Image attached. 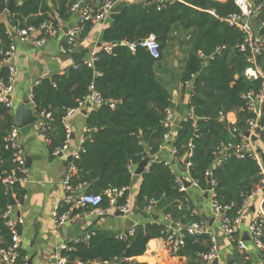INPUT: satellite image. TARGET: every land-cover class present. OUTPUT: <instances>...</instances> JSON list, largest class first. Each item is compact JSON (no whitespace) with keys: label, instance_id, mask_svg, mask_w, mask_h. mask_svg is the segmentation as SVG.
Listing matches in <instances>:
<instances>
[{"label":"trees","instance_id":"16d2710c","mask_svg":"<svg viewBox=\"0 0 264 264\" xmlns=\"http://www.w3.org/2000/svg\"><path fill=\"white\" fill-rule=\"evenodd\" d=\"M13 1L15 6L8 12L9 0H0V14L6 16L0 21V84H6L9 75L3 54L14 42L5 22L19 29L39 27L48 20L59 28L60 22L71 18L70 7L77 0ZM47 1L51 3V8ZM106 1L86 0L89 4L100 5ZM252 1L260 3L264 0ZM238 12L233 0L224 3L192 0L189 5L169 3L160 10L152 2H132L103 30L101 40L111 47L110 53L100 49L91 67L79 64L63 75L38 82L32 89V102L36 116L40 117L41 113L51 115V120L41 118L45 127L42 135L47 140L50 157L66 141L62 120L67 112L77 108L91 91L104 101L86 117L82 151L73 162L76 169L70 180L73 188L84 185L88 194H103L107 189H126L118 199V205H123L128 198L134 167L148 156L154 160L166 143L176 149L174 158L181 162L191 143L189 178L199 189L206 191L210 176L215 183L212 199L222 207H231L226 213L236 217L237 211L261 179L259 166L252 158L239 160L229 155L220 166L213 167L215 153L221 144H238L247 130L246 121L252 116L242 96L249 91L257 93L261 88L260 80H248L244 76L247 67L245 57L236 50L242 41V34L220 21ZM257 19L264 24V6ZM91 30L92 24H86L80 37L86 38ZM179 32H191L185 60L177 75L183 90L187 83L190 84L188 108L191 116L182 120L175 127L170 141L165 142L166 129L160 121L165 110L171 106L172 94L158 79L155 66L163 59L165 50ZM150 36L159 43L158 60L153 59L144 48L136 46L131 51L127 45ZM223 46L225 49L216 54V48ZM199 54L207 59L204 61ZM257 62L264 69V53L257 57ZM232 112L236 115L233 125L218 120L219 113ZM14 127L11 107L0 103V249L3 250L12 246V234L3 214L20 205L25 195L20 184L6 186L1 181L13 171L20 176L14 162V150L6 148V137ZM257 143L263 150V132ZM9 195L15 202L14 206L9 203ZM135 201L137 209L145 215L151 209L152 213L168 216L174 223H191L201 219L193 213L190 196L180 190L170 163L164 160L152 162L141 174ZM101 206H108L106 197H103ZM262 207L264 209V202ZM69 209L70 205L63 202L58 213ZM81 210L73 209V216ZM20 227H17L18 233ZM163 230L162 223L147 221L137 225L134 234L124 240L108 232H98L88 240L82 238L76 244L70 243L72 249L62 252L60 257L63 264L65 260V264H147L135 259L145 255L151 241L165 242ZM210 247L206 235L198 238L187 236L177 253L173 254L168 247V256L171 261L178 260V264H201L200 255L207 253ZM244 257L242 254L241 258ZM24 258V251L18 249L14 264H26ZM183 260L186 262L182 263Z\"/></svg>","mask_w":264,"mask_h":264},{"label":"crops","instance_id":"0c3cea01","mask_svg":"<svg viewBox=\"0 0 264 264\" xmlns=\"http://www.w3.org/2000/svg\"><path fill=\"white\" fill-rule=\"evenodd\" d=\"M79 1L77 0L76 2ZM127 1L129 3L151 2L150 0ZM216 1L224 3L227 0ZM47 2L51 8V3L49 1ZM76 2L70 7V12L73 11V6ZM76 12H71L72 16L68 21L60 22L59 26L61 31L58 32L56 37L46 38L41 44L34 43L30 40L27 42L18 41L16 38L13 40L15 51L10 63L16 69V78L9 98L18 135L17 141L24 152L25 158L29 161L27 176L21 185L25 191V195L22 203L13 210V216L21 222V249L25 253L24 259L26 264H57L54 258V252L61 243L80 240L98 232H108L118 237L125 234L131 228H135L137 225H142L147 221H153L150 215H160V213H152L153 210L148 209L147 217L134 214L132 211L126 215H115L118 211H113L111 214L96 216L89 209L82 208L80 213L73 216L66 224V238H63L53 228V212L64 201L65 193L62 183L71 163L67 162V158L80 151L82 146L81 141L84 139V133L86 131V117L99 105L94 104L90 100H86L80 110L73 112L69 116L70 137L67 144V154L61 157H50L47 140L40 132L41 121L35 114L31 93L32 89L42 79L51 78L54 75H63L75 67L70 55L66 56L60 53L59 46L67 33H64L63 28L70 29L76 23ZM5 17V15L0 14V21L5 20ZM254 19L257 25L256 29L259 31L262 28L261 23L257 17ZM111 21L109 16L101 23L92 24V30L86 38L79 37L78 46L74 52L86 51L80 64L88 63L92 55L96 56V53L100 49L107 50L110 47L104 44L101 38L103 30L109 26ZM172 66V69L169 70L170 72L176 70L177 62L175 60L172 61ZM161 75H165L164 71L161 72ZM169 86H171L170 91L172 94L170 109L173 111V121L178 117L181 122L190 114V109L188 108L190 89L186 85L185 90H183L182 85L177 80L176 82H170ZM26 97L29 99V107L36 117V122L19 129L15 120L16 111ZM84 110H86V115L82 113ZM228 119L232 122L236 121L235 113H229ZM257 142L254 143L256 148L258 146ZM170 147L169 143L162 145L155 159L160 158V160L170 163L176 178L179 181L183 179L190 183V187L185 191L190 196L194 205L193 213L197 214L201 218L200 220L205 222L210 231L218 239V264H264V257L260 256L249 239L244 238L249 247V251L244 258H241L242 254L227 242L221 232L218 218H215L212 213V195L209 193L207 198L203 197L205 191L199 189L189 178L188 168L184 170L183 161L180 162L171 156ZM149 158L151 159V157ZM134 169L135 167L133 168V172ZM140 183L141 175L133 174L132 183L128 188V201L131 206L135 201ZM263 202L264 194L256 195L250 201L248 208L242 213L241 222L238 226V236L241 239H243L244 235L248 237L247 226L253 219L259 216V210ZM161 221V217L159 216L157 222ZM135 260L147 264H178V260L175 262L170 260L167 244L156 241H151L148 244L145 255ZM184 262L186 260L182 261V263ZM2 263L0 258V264ZM65 263L66 260L64 261Z\"/></svg>","mask_w":264,"mask_h":264},{"label":"built area","instance_id":"2783aa9c","mask_svg":"<svg viewBox=\"0 0 264 264\" xmlns=\"http://www.w3.org/2000/svg\"><path fill=\"white\" fill-rule=\"evenodd\" d=\"M123 0H107L101 5L98 3L89 4L86 0H80L76 2L73 6V11H77L78 14L77 21L74 26H72L68 32L65 34L64 39L61 41L59 46V51L63 55H70L74 51H76L78 46V40L84 31V27L86 24H96L105 21L110 16L111 10L113 7ZM152 3L157 5V9L160 10L162 7L169 3H180L189 5L192 0H150ZM235 6L239 10L238 13H234L229 15L227 18L220 19L228 24L231 28L238 30L242 34V41L236 47V50L243 54L245 57V62L247 67L244 70V76L248 80H260L261 88L255 93L253 91H249L245 93L242 98L246 102V109L251 114L252 117L248 118L246 121L247 130L245 133H248V136L245 134L241 135V141L236 144H221V146L217 149L215 153V162L213 167L220 166L225 159L232 155L236 159L243 160L245 158H252L257 162V165L260 169V182L257 187L252 191L250 195L247 196L246 200L243 202L241 208L237 211L236 217H230L227 215V211L231 208L229 206L222 207L216 201H214L211 197V209L215 218H218L221 232L227 242L233 245L237 251L241 254L246 255L249 251V247L246 244L244 239H241L238 236V226L241 222L242 213L248 208L250 201L259 194L263 193L264 190V162L262 161L260 155L256 152V146L251 141L250 136H256L258 139L260 138V134L263 132V129L260 126V118L264 117V69L257 62V57L264 53V41L262 36L259 35V31L253 30L250 26L249 19L253 17H257V15L262 11L264 6V1L260 3H256L252 0H233ZM73 11H71L73 13ZM261 27L264 28V24L261 23ZM14 29V28H13ZM17 36L16 39L21 42L32 41L37 44H41L45 41L46 38H54L58 35V32L61 31L60 26L55 27L51 21L45 20L39 27L26 26L19 29H14ZM131 51H134L136 46L144 48L149 55L158 60L160 58V47L159 43L156 41L155 37L150 36L146 39L139 41L136 44H127ZM225 47L216 48V54H219ZM15 51L14 42L10 45L9 49L5 51L4 55V63L8 66L9 75L8 81L6 84H0V103L6 104L8 107H11V101L9 100V96L13 90V85L16 78V69L10 63L12 56ZM108 53L111 52V47L106 50ZM199 57L204 61L207 59L202 54H199ZM211 59L212 57H208ZM96 60V56L92 55L90 61L87 64L91 67ZM77 66L74 67L76 69ZM187 86L190 84L187 83ZM86 100H90L96 105H101L104 101L100 98L98 94L94 91H91L90 95L85 99L81 100L78 104V107L75 109H71L67 112L66 116L62 120V125L66 131V141L64 144L58 148H56L52 155L53 157H57L60 154L66 155L68 151V140L70 137V125L68 122L69 116L75 112L80 110L84 105ZM111 107L114 104H110ZM35 111V110H34ZM191 116V110L190 114ZM38 117V116H37ZM41 118L51 120V115L49 113H41L38 119L41 121ZM174 115L173 111L168 108L165 110V115L163 119L160 121V124L166 129V133L164 134V141L169 142L172 134L175 131V125L173 121ZM218 120L220 122H226L230 125L235 123L228 119V114L219 113ZM45 131V127L43 126L42 121L40 122V132L43 133ZM235 131V130H233ZM17 130L16 128H12L10 134L6 137V148H11L14 150L13 157L14 162L16 164V170L19 173V177L13 171L1 181L4 185L10 186L14 183H18L22 185L24 183L27 176V167H26V158L24 156V152L22 148L19 146L17 141ZM82 144L84 139H82ZM192 144H188V151L185 158H189L192 150ZM82 151V146L80 151L77 154L71 155L70 166L68 168L65 179L63 180V191L65 193L64 203L70 205V209L64 213H58V206L53 212V228L55 231L58 230L60 226L66 225L71 218L73 217V209L78 208H88L90 212L96 216H103L105 214H111L113 211H118L123 215L130 214L132 211V206L128 201L123 205H118V199L123 196L126 189H107L103 194H88L85 192L84 185H78L73 188L70 185V180L72 175L76 172L75 166L73 164L74 160L79 158V154ZM231 151V152H230ZM230 152V154H229ZM170 154L172 157H175L176 149L171 146ZM184 158V159H185ZM183 161V160H182ZM167 164V163H166ZM150 165V164H149ZM148 165V166H149ZM145 168V170L148 168ZM190 166V163H187V168ZM129 169L130 166H128ZM209 175V174H208ZM210 177V176H208ZM180 184V190L185 191L186 189L183 187L181 181L177 179ZM215 183L211 181V187ZM212 196V190L209 192ZM264 194V193H263ZM103 197L107 198L108 206L103 208L102 202ZM161 222L164 225V230L162 234L165 236V242L167 243L169 249L173 254L177 253L178 248L184 245L185 238L187 236L191 237H201L203 235L208 236L209 241L211 243L210 250L207 253L200 255L201 264H213V261L218 259V239L217 237L210 231L204 221H196L191 223H174L168 216L160 214ZM3 218L6 219V226L9 228L12 234V246L9 249L3 250L0 249V258L4 264H14L16 259V251L21 248V234L18 233L17 227L21 226V222L13 216V211L8 210L3 214ZM135 232V228H131L125 234L118 236L120 240L126 239L127 236L133 235ZM247 235L249 237V241H251L253 247L258 251L260 256L264 257V209L261 206L259 210V216L253 219L247 226ZM89 237H85L84 240H88ZM79 240L71 241L69 243H61L54 252V258L57 261V264H63L61 260V253L64 251H70L73 246L70 243L76 244Z\"/></svg>","mask_w":264,"mask_h":264},{"label":"water","instance_id":"95a60500","mask_svg":"<svg viewBox=\"0 0 264 264\" xmlns=\"http://www.w3.org/2000/svg\"><path fill=\"white\" fill-rule=\"evenodd\" d=\"M129 2L127 0H124V1H121L119 3H117L113 9L111 10V13H110V19L112 21H114L124 10L126 7L129 6ZM15 6V2L13 0H9V4H8V7H7V11H11V9ZM76 17H78V14H76ZM6 24V28H7V31L11 37L12 40H14L17 36L16 32L14 31V29L7 23V21L5 22ZM69 28H63V31L64 33L68 32ZM259 35L260 36H264V28H261L259 30ZM86 51L83 50L81 52H73L70 54V58L72 59L73 61V64L75 66L79 65L81 63V60H82V57H84ZM10 100V98H9ZM82 113L84 115H86V110L82 111ZM15 120H16V125L19 129L25 127V126H28L30 124H33L36 122V117L33 115L32 113V110L31 108L29 107V99L26 97L23 99V102H22V105L17 109L16 111V116H15ZM174 125L177 127L180 125V121H179V118L177 117V119L174 121ZM260 126L262 128H264V117H261L260 118ZM246 136H248V133H245ZM250 139L253 143H256L258 141V138L256 136H250ZM256 152L260 155L262 161L264 162V152L262 150L261 147L257 146L256 148ZM62 155L60 154L59 157H61ZM70 159L71 157L69 156L67 158V162H70ZM160 160V158H156L154 161H158ZM154 161H151V159L149 157H146L144 158L134 169V172L133 174L134 175H141L144 171H145V168L151 164L152 162ZM26 167L29 165V161L28 159L26 158ZM187 163H188V159L185 158L183 160V168L184 170H186V166H187ZM181 183L183 185V187L185 189L189 188L190 187V183L186 182L185 180H181ZM212 190V187H211V178L208 177L207 178V188H206V191H205V194L203 195L204 198H207L208 195H209V192H211ZM263 193H264V190H263ZM9 203L11 206H14L15 202L13 200V198L9 195ZM132 212L134 214H140L142 215L143 217H147V215H145L144 213H142L141 211H139L137 209V206H136V201L133 202L132 204ZM115 215H123L122 213L120 212H117L115 213ZM151 218L153 219V221H157V219L159 218L160 215H150ZM66 230H67V226L66 225H63V226H60L58 228V232L62 235L63 238H66ZM249 239V237H246V235L243 236V239ZM244 239V240H245ZM4 264V263H2ZM213 264H218V259L214 260L213 261Z\"/></svg>","mask_w":264,"mask_h":264},{"label":"rangeland","instance_id":"374dc122","mask_svg":"<svg viewBox=\"0 0 264 264\" xmlns=\"http://www.w3.org/2000/svg\"><path fill=\"white\" fill-rule=\"evenodd\" d=\"M255 17L249 19L250 26L253 28V30H256V22ZM191 32L189 33H176L174 37V41L169 45V47L164 52V57L162 60H160L156 66V74H158V79L167 86V88L170 90L171 86H169L170 82H176L177 75L179 74V71L181 70V66L185 60L186 51L188 48V41L190 40ZM264 41V36H262ZM177 49V50H175ZM177 62V67H175L176 70L174 72H170L169 70L172 69V61ZM164 71V76L161 75V72ZM169 71V72H167Z\"/></svg>","mask_w":264,"mask_h":264}]
</instances>
